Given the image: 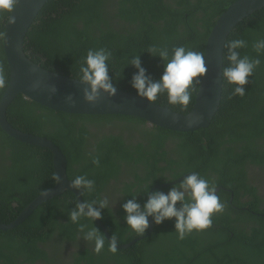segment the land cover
I'll return each mask as SVG.
<instances>
[{
	"label": "flooded vegetation",
	"instance_id": "1",
	"mask_svg": "<svg viewBox=\"0 0 264 264\" xmlns=\"http://www.w3.org/2000/svg\"><path fill=\"white\" fill-rule=\"evenodd\" d=\"M189 1L196 3L198 0ZM118 2L120 0L103 1L102 10H98L97 14L102 17L106 16V19L110 24L113 22L114 28L117 30L135 28L136 23L120 19L117 15ZM165 2L176 6V8L180 7L176 4V0H165ZM190 13L186 11L184 16H188ZM203 14L196 11V15L199 17H203ZM186 18L184 17L185 23L187 22ZM198 87L199 85L196 86V92ZM158 101L167 102L166 94L161 95ZM192 103L194 102L191 101V107ZM172 107L173 109L181 108L179 105ZM81 123H84L86 128L80 130L77 138H71L72 136L68 135L71 139L67 144L71 160L69 172V157L63 151L67 157L68 178L72 180L78 175L87 176V174L89 179L95 177L93 178L95 191L84 193L81 196L83 200L89 202L105 196L109 198L110 208L103 210V216L113 217L114 225L124 231L121 237H127L130 234L127 230L130 227L126 228V231L123 228L127 226V223L124 219L126 213L122 205L128 199L139 194L137 201L143 206L148 199V196L144 194L146 191L167 192L173 184L180 183L183 179L182 175L192 172H198L208 179L211 184L216 186L217 194L221 200L227 202L222 213L214 214L212 227L205 230L207 233L212 232L213 236L194 231L181 241L177 239L174 232L175 219L165 220L163 231H168L165 236V251L160 252L159 247L147 246L140 249L146 252L142 255V252L137 251L134 246L155 232L152 219V229L149 226L143 236L133 237L130 241L139 238L133 245L118 247L121 250L118 254L110 252L108 247H104L99 254H96L93 251L94 245L80 238L78 228H75L70 222V216L59 214L55 218L54 224H47L50 218L46 216V213L55 212V208L52 207L51 211L49 206V203H56L52 201L54 200L52 198L39 205L27 218L29 219L37 211L36 215L39 219H33L31 223L28 221L25 231L22 232L21 229L16 236H27L32 246L29 245L27 251L11 250L3 246L2 251L5 255L1 253L0 264H113V260L114 264H118L117 260L110 259V256H119L120 254H127L126 264H264V134L249 135L241 142L216 134L220 138L221 147L219 150L221 154L237 153L241 151L242 147L248 149L246 144L252 148L251 156H249V149L245 154L240 152L239 162L241 164L230 175L226 172L216 173L214 169L209 168L208 162L211 156L202 162L204 164L200 165L198 168L200 170L196 171L191 168V158L203 154L205 148H210L207 138H211L214 132L208 136L204 135L193 139V134L190 137L183 136L180 135L183 132L149 125L144 119L135 120L121 116L79 121V124ZM50 127L53 131V123L49 129ZM14 154L13 149L7 144V140L0 133V222L3 223L13 221L36 196L56 184L57 174L53 164V155L51 167L41 165L35 170H31L22 165V162L19 164L18 157H15ZM35 156L42 159V156L37 152ZM93 157L99 158V165L93 163ZM82 168L85 169V172L81 171ZM52 169L55 176L52 174ZM173 176L178 179L171 183L165 181L166 178ZM52 179H54V183L50 185ZM14 184H25V191L21 193ZM65 192L58 195L60 197L56 209L60 204H64L62 202L66 198L72 197L70 200L78 203L73 191ZM13 193L16 199L11 200L8 205V207L11 206L12 211L4 209L2 203ZM32 194H36V196L21 207L22 203ZM63 206L60 207V210H63ZM42 220H44V225L40 223ZM230 225L231 228L237 229L238 244L231 245V241L223 239L226 232H229L233 239L236 237V233L234 230L232 231ZM214 230H216L215 234ZM38 237L40 238L36 241L35 239ZM106 239L111 240L107 237ZM214 241L216 246H214ZM207 242L211 243L209 248L205 247ZM126 243L119 245L122 246ZM191 243L193 244L189 246L188 244ZM130 247L131 250H126ZM152 251H154L153 254L147 257ZM170 254H176V260H168ZM12 258L14 259L13 263L10 262Z\"/></svg>",
	"mask_w": 264,
	"mask_h": 264
},
{
	"label": "trees",
	"instance_id": "2",
	"mask_svg": "<svg viewBox=\"0 0 264 264\" xmlns=\"http://www.w3.org/2000/svg\"><path fill=\"white\" fill-rule=\"evenodd\" d=\"M103 1L105 0H49L40 11L36 22L32 25L26 36L25 50L28 55L45 68L77 77L79 63L82 57L86 56L87 51L89 49L106 48L112 53L109 61V74L113 77L114 84L118 88L136 93V90L131 86V80L137 70L134 66L128 64V61L132 57L139 55L142 66L147 70V74L153 76L154 79H159L163 72V61L159 57L151 56L147 52L148 47L154 44L166 46L169 49L170 56L172 49L181 45L187 46L194 51L204 52L206 39L216 19L234 0H198L196 3L189 0H176V4L180 6L179 8L172 6V4L165 2V0H120L116 7L117 15L120 19L136 23L135 28L129 27L125 30H117L114 28L113 22L110 24L106 19V16L102 17V15L97 14L98 10H102ZM195 10L204 13L203 17L197 16ZM186 11L191 13L188 16H184V12ZM184 17H187L186 23L184 22ZM197 22L200 24L199 26ZM0 31H3V27L0 28ZM260 38H264V8L241 21L230 34L228 41L233 39L246 40L248 46L241 49V54L256 57L257 54L252 45ZM226 57L227 49L225 48L224 67L228 66ZM259 58L261 64L255 70L253 76L248 78L249 83L244 86L246 91L244 97L231 95L233 86L223 81L224 88L221 104L211 125L208 128H199L193 132H183L180 134L189 137L193 134L194 139L204 135L208 136L214 132L211 138H207L210 148H205L203 154L191 158V168L193 170H200L198 168L204 164L202 162L211 156L208 162L209 168L214 169L216 173L226 172L231 175L234 170L238 169V165L241 164L239 162L241 159L240 152L245 154L249 149V156H251L252 148L248 144H246L248 149L242 147L240 152L221 154L219 150L221 147L219 144L220 138L217 137V133L222 137H228L238 142L245 140L249 135L264 134V54H261ZM0 73L4 74L8 81L9 68L3 49V39H0ZM4 90L5 88L0 89V98ZM195 92L193 93L192 102H194ZM156 102L166 106L170 105L167 102H160L158 100ZM190 107L191 105L185 110H181L178 107L174 109L180 112H186ZM7 115L9 121L15 127L49 137L60 145L69 157L68 172L71 162L70 153L67 149V144L71 140L68 135L72 136L71 138H77L80 130H85L86 128L84 123L79 124V121L110 116L143 120L127 115H87L54 111L36 102L24 99L22 95H19L11 103L7 110ZM50 121L54 125L53 131L52 127L49 129V126H51ZM0 133L7 140V144L13 149L14 156L18 157L19 164L22 162V165L29 167L31 170H35L41 165L51 167L52 153L50 150L45 147L16 140L7 135L1 128ZM36 152L42 156V159L41 157L37 158L35 156ZM81 171L85 172V169L82 168ZM93 178L95 177H90L92 180ZM53 183L54 179H52L50 185ZM14 185L21 193L25 191V184ZM29 196L22 203L21 207L34 198L36 194ZM15 197L13 193L11 197L5 199V202L2 203L4 209L11 210V206L8 207V205L11 200L16 199ZM59 197L56 196L53 198L54 200L52 201L56 203H49L51 211L53 207L55 208V212L46 213V216L50 218L47 224H54L55 218L59 214L69 217V213L76 207L77 203L70 200L72 198L70 197L62 202L65 204H63L64 206L60 204L56 209ZM61 206H63V210H60ZM36 212L26 222L15 228L9 229L8 231L0 230V256L1 253L5 255L2 251L3 246L16 251H27L28 246H32L27 236H16H18L21 229L22 232L25 231L28 221L31 223L33 219H39L37 218ZM238 215L241 214L238 213ZM102 220L105 222L111 235L113 236L114 234L118 237L119 244L126 243L137 235L134 231L131 232V228L125 226L123 228H125V231L128 228L127 230L130 234L127 237H121L124 231L119 230L120 227L114 225L113 217L103 216ZM8 222L10 221L5 223ZM81 222L88 224L89 227L94 226V222L86 219H83ZM40 223L43 224L44 220L40 221ZM73 226L77 228L76 224H73ZM95 226L104 235L102 229L96 222ZM154 227L155 232L150 237L143 239L134 246L137 251L142 252V255L146 252L140 249L147 246L159 247L160 252L165 251V236L168 234V231H163V223L160 225L154 223ZM231 229L232 231L234 230V233L237 232L235 227ZM202 232L203 234L213 236L212 232H210L211 234L205 230ZM237 237H239L237 233L234 239L230 236L229 232L223 235V239L231 241V245L239 243V240L236 239ZM39 238L35 240L37 241ZM16 239L17 241L15 242ZM192 244L188 245L191 246ZM210 244L207 242L205 247L209 248ZM214 246H216L215 241ZM104 247L109 248L107 239L105 240ZM131 249L130 247L126 250ZM120 251L118 249L116 254ZM153 252L147 257H150ZM127 257V254H120L119 256L111 255L110 259L113 260L115 258L118 264H126L127 260L125 261V259ZM176 258V254H170L168 260L173 261ZM10 262L13 263L14 259L12 258Z\"/></svg>",
	"mask_w": 264,
	"mask_h": 264
},
{
	"label": "clouds",
	"instance_id": "3",
	"mask_svg": "<svg viewBox=\"0 0 264 264\" xmlns=\"http://www.w3.org/2000/svg\"><path fill=\"white\" fill-rule=\"evenodd\" d=\"M264 2V0H262ZM21 3V0H0V27L5 30L0 31V39L6 38V28L17 22L14 11ZM248 46L244 39H233L225 42L227 49L228 66L222 70L223 81L232 85L233 96L244 97L246 95L245 85L249 83L255 70L260 66V55L264 54V38L257 39L252 47L256 52V57L242 55L241 49ZM147 52L153 57H159L163 61V72L159 79L147 74V70L142 66L140 56H134L128 64L136 68L132 76L131 86L136 90L137 95L148 102H155L161 95L167 96L170 105L181 106L185 110L190 105L196 85H201L202 78L207 75L206 54L203 51H194L187 46H176L171 51L166 46L151 45ZM112 53L106 48L89 49L86 56L82 57L77 78L81 83L87 85L83 89V98L89 104H96L101 93L109 97L115 96L117 87L110 76L109 61ZM41 80L37 79L33 83L34 88L41 87ZM8 86L7 78L0 73V89ZM50 93H55L56 89H48ZM67 101L75 104L72 96L67 97ZM199 118L194 117L187 121L189 127L198 122ZM91 155V154H89ZM93 163L100 164L98 157H93ZM183 179L178 184L167 191L148 190L144 194L148 196L147 201L141 206L137 201V195H133L123 205L126 213L124 219L138 236H143L149 228V217H152L156 225L162 224L165 220L175 219V233L178 240H184L194 231L202 232L213 225L214 214L222 213L227 202L222 201L217 194V188L210 181L198 172L182 175ZM175 176L166 178L168 183L176 181ZM59 183V176L56 177ZM72 187L78 189L81 195L95 191V181L86 175H78L71 180ZM46 194V193H45ZM111 201L107 196L89 202L84 199L83 203H77L75 209L70 213V222L77 225L80 238L94 245L93 251L99 254L105 245V236L95 226V221L103 219V210L110 208ZM179 205V206H178ZM83 219L94 222L93 227L82 223ZM109 242V251L117 253L119 240L113 234Z\"/></svg>",
	"mask_w": 264,
	"mask_h": 264
},
{
	"label": "water",
	"instance_id": "4",
	"mask_svg": "<svg viewBox=\"0 0 264 264\" xmlns=\"http://www.w3.org/2000/svg\"><path fill=\"white\" fill-rule=\"evenodd\" d=\"M48 1L21 0L14 11L17 19L16 24L8 25L6 28L3 49L9 68V79L8 86L0 98V126L16 140L50 150L56 174L59 176V183L56 181L54 186L36 196L13 221L0 222V230L17 227L39 205L67 190L75 193L78 203L84 202L80 191L72 187L71 179L68 178L67 157L60 146L46 136L24 131L9 121L7 110L19 95L54 111L70 114L127 115L144 119L149 125L180 132H191L208 127L221 104L224 88L222 70L224 68L225 42L228 41L230 34L241 21L264 8L262 0H234L218 16L205 43L207 75L202 78L192 107L186 112H180L156 101L148 102L136 93L118 87L115 96L109 97L102 92L101 98L96 104H89L83 98V89L87 87L86 84L81 83L76 79L77 77L45 68L35 62L25 50V40L40 11ZM37 79L42 82L40 88L33 87V83ZM51 87L56 89L55 93L48 91ZM68 96L74 98L76 101L74 105L67 101ZM194 117L199 120L189 127L187 121ZM95 222L102 229L104 235L111 239L105 222L102 219ZM152 223L150 217L151 229ZM138 239H133L117 247L131 246Z\"/></svg>",
	"mask_w": 264,
	"mask_h": 264
}]
</instances>
